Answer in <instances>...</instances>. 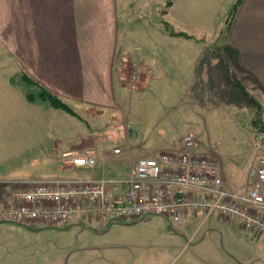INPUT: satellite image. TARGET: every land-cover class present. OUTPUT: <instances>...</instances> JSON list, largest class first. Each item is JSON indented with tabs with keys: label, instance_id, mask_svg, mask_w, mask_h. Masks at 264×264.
<instances>
[{
	"label": "rangeland",
	"instance_id": "1",
	"mask_svg": "<svg viewBox=\"0 0 264 264\" xmlns=\"http://www.w3.org/2000/svg\"><path fill=\"white\" fill-rule=\"evenodd\" d=\"M168 3L117 0L120 43L131 54L122 66L124 81L130 84L118 88L123 94L119 114L134 130L127 146L117 143L124 153L113 156L107 172L111 177L128 176L133 159L181 149L188 134L197 141L196 151L220 160L225 174L244 172L254 146L264 150V106L234 70L233 52L226 48L231 28L220 38L197 32L201 45L171 36L163 26L169 21L163 14ZM198 52L204 57L201 62ZM134 64L142 67L137 79L132 78ZM32 91L41 98L40 88ZM40 112L37 133L47 137L49 113ZM256 119L262 123L256 124ZM79 171L61 175L98 177ZM217 217L205 222L203 213H188L174 222L161 215L137 220L112 216L106 224L72 219L56 227L0 223V264H264V236L244 228L238 216L229 221Z\"/></svg>",
	"mask_w": 264,
	"mask_h": 264
},
{
	"label": "crops",
	"instance_id": "2",
	"mask_svg": "<svg viewBox=\"0 0 264 264\" xmlns=\"http://www.w3.org/2000/svg\"><path fill=\"white\" fill-rule=\"evenodd\" d=\"M235 2L174 0L165 17L195 38L197 32L214 37ZM118 14L117 0H0V206L23 182L63 176L70 170L61 161L65 153L85 154L101 143L106 151L97 166L79 172L112 176L106 167L114 162L113 148L117 143L128 145L134 130L119 114L123 94L118 88L127 83L122 66L131 54L120 43ZM226 47L233 52L237 76L258 93L264 106V0L243 1ZM199 57L201 62L204 57ZM134 67L137 79L142 67ZM23 74L58 95L77 114L37 99L32 90L39 86L25 84ZM44 109L49 113L47 137L36 129ZM139 158L133 159L131 168ZM247 170L224 172L227 187L244 186ZM24 226L50 227L42 222Z\"/></svg>",
	"mask_w": 264,
	"mask_h": 264
},
{
	"label": "built area",
	"instance_id": "3",
	"mask_svg": "<svg viewBox=\"0 0 264 264\" xmlns=\"http://www.w3.org/2000/svg\"><path fill=\"white\" fill-rule=\"evenodd\" d=\"M181 149L161 152L157 157H140L127 177L74 178L57 176L26 181L14 187L0 206V222L31 225L42 222L57 226L71 219L106 224L112 216L137 220L161 215L179 222L188 213H203L207 219L240 217L244 228L264 236V150L254 146L244 186L228 188L220 160L196 151L197 141L185 135ZM218 142L216 147L220 148ZM105 143L85 154L65 153L66 168L93 170ZM113 154L123 153L115 147Z\"/></svg>",
	"mask_w": 264,
	"mask_h": 264
},
{
	"label": "trees",
	"instance_id": "4",
	"mask_svg": "<svg viewBox=\"0 0 264 264\" xmlns=\"http://www.w3.org/2000/svg\"><path fill=\"white\" fill-rule=\"evenodd\" d=\"M244 0H236V2L233 4L232 8L230 9V12L228 13L227 17L221 24L218 33L216 34L218 38L226 37L229 29L231 28L233 21L235 19V16L243 3ZM174 0H169V3L167 5V8L163 11V14L165 15L168 12V9L173 5ZM163 26L164 29L171 35V36H184L189 39H194L196 42H201L202 40L196 39L193 35H190L184 31H178L174 29L173 25H171L168 21H163ZM228 50H231L229 47H226ZM224 64L227 67V63L224 62ZM23 81L25 84L27 83H35L39 86L40 88V96L43 100L48 102L51 106L55 108H61L66 111H69L71 113L77 114V112L70 106L68 105L64 100H62L58 95L52 93L50 90H48L46 87L42 86L39 82L36 80L32 79L29 75L23 74ZM254 122L258 125L262 123L260 119L254 120ZM264 125V124H263Z\"/></svg>",
	"mask_w": 264,
	"mask_h": 264
}]
</instances>
